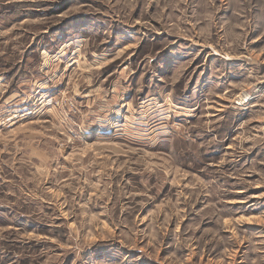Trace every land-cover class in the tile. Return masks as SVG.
Masks as SVG:
<instances>
[{"label":"rangeland","instance_id":"374dc122","mask_svg":"<svg viewBox=\"0 0 264 264\" xmlns=\"http://www.w3.org/2000/svg\"><path fill=\"white\" fill-rule=\"evenodd\" d=\"M263 117L264 0H0V264H264Z\"/></svg>","mask_w":264,"mask_h":264},{"label":"bare ground","instance_id":"6f19581e","mask_svg":"<svg viewBox=\"0 0 264 264\" xmlns=\"http://www.w3.org/2000/svg\"><path fill=\"white\" fill-rule=\"evenodd\" d=\"M254 93H255V91H254V92L252 91V92H251L252 96L249 97L248 99L254 98V97H255V96H253ZM248 94H249V93H248ZM248 99H242L241 102H238V103H236V104L241 105V103H242L243 101L246 102Z\"/></svg>","mask_w":264,"mask_h":264},{"label":"built area","instance_id":"2783aa9c","mask_svg":"<svg viewBox=\"0 0 264 264\" xmlns=\"http://www.w3.org/2000/svg\"><path fill=\"white\" fill-rule=\"evenodd\" d=\"M263 119H264V117H263ZM264 123V122H263Z\"/></svg>","mask_w":264,"mask_h":264}]
</instances>
